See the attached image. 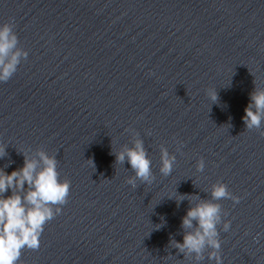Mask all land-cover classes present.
<instances>
[{
    "label": "clouds",
    "instance_id": "9594fccd",
    "mask_svg": "<svg viewBox=\"0 0 264 264\" xmlns=\"http://www.w3.org/2000/svg\"><path fill=\"white\" fill-rule=\"evenodd\" d=\"M18 44L14 25L11 23L0 25V82H7L17 72L22 59L28 57V52ZM254 85L242 119L246 130L255 129L264 137V130H261L264 123V87L257 86L255 79ZM207 96L212 104L219 103L216 89H207ZM160 153L159 171L163 176H169L173 171L176 157L163 145L160 147ZM113 154L116 163L124 164L127 161L134 172V175L127 179V184L136 188L137 181L149 185L153 183L155 176L152 172V161L142 139H135L131 147L125 146ZM6 155V147L0 146V158ZM89 161L94 166L93 161ZM57 163L55 156L38 150L33 158L24 153L23 166L10 174L4 171V168H0V264H17L25 248L37 250L45 224L60 214L59 206L67 202L70 181L59 179ZM196 167L197 171L204 170L203 158L199 159ZM9 190L11 194L5 196ZM185 196L187 195H180L177 203L185 200ZM187 197L190 198L189 203L190 200L198 202L194 205L190 203L186 215L182 218L183 242L171 239L170 244L184 257H193L197 262L203 260L204 252L210 249L207 258L214 260L215 264H223L218 225L222 223V230L227 232L231 222L222 221V216H226L227 213L223 212L221 204L216 201L231 199L238 203L240 197L233 195L222 182L211 186V199Z\"/></svg>",
    "mask_w": 264,
    "mask_h": 264
}]
</instances>
